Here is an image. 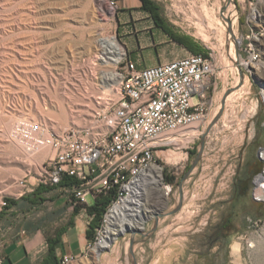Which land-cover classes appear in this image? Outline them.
Listing matches in <instances>:
<instances>
[{
	"label": "rangeland",
	"instance_id": "rangeland-1",
	"mask_svg": "<svg viewBox=\"0 0 264 264\" xmlns=\"http://www.w3.org/2000/svg\"><path fill=\"white\" fill-rule=\"evenodd\" d=\"M152 1L159 6L164 25L177 33L158 30L150 16L142 15L138 33L143 35L133 39L147 48L134 53L133 59L139 57L143 68L155 66L194 55L186 47L211 57L216 70L207 81L208 116L197 130L199 135L185 146L174 145L157 154L161 180L169 191L159 199L149 192L145 207L154 213L145 220L143 230L127 231L112 240L99 252L98 261L96 245L88 259L78 264H133L131 239L135 264H258L256 248L250 245L264 235V200L255 194V180L264 177V42L260 41L264 15L256 14L261 4L259 0ZM203 7L210 12L206 20L200 18ZM230 17L234 20L231 33ZM110 38L129 55L106 0H0V260L14 238L36 228L54 236L74 220L70 191L57 189L51 194L63 197L59 204L46 203L43 195L32 193L51 150L30 160L14 152L18 144L14 140L27 143L17 130L23 122L41 126L37 136L69 129L88 131L90 127L63 124V110L58 107L63 106L66 113H85L87 59L101 39ZM228 38L234 42L236 61L228 55ZM248 47L259 61L246 69L241 61ZM91 61L97 76L103 70L117 74L116 63L103 67L95 58ZM115 83L108 82L105 89L109 84L115 89ZM228 91L235 93L222 105ZM108 98L115 100V92ZM106 110L95 107L87 120L98 121ZM218 112L219 118L204 137L199 162L181 183V208L159 217L155 232L144 236L155 215L168 213L178 204L180 180ZM1 156L28 160V164L13 165ZM8 200L7 207L1 205Z\"/></svg>",
	"mask_w": 264,
	"mask_h": 264
},
{
	"label": "built area",
	"instance_id": "built-area-1",
	"mask_svg": "<svg viewBox=\"0 0 264 264\" xmlns=\"http://www.w3.org/2000/svg\"><path fill=\"white\" fill-rule=\"evenodd\" d=\"M106 8L110 15H116L114 0H106ZM245 51L247 57L241 66L247 69L259 59L251 47ZM116 64L115 100H107V110L88 129L93 136L78 129L37 136L41 126L28 122L17 126L30 152L51 150V157L40 167L39 184L54 186L64 176L78 182L72 189L61 188L71 192V209H85L89 200L93 202L100 194L110 195L99 227L83 253L64 255L59 264H78L88 259L89 252L103 238L113 209L129 195L132 170L140 162L159 161L157 154L174 146L167 139L169 135L193 125L199 130L208 116L207 81L216 70L211 57L189 55L138 69L123 48Z\"/></svg>",
	"mask_w": 264,
	"mask_h": 264
},
{
	"label": "bare ground",
	"instance_id": "bare-ground-1",
	"mask_svg": "<svg viewBox=\"0 0 264 264\" xmlns=\"http://www.w3.org/2000/svg\"><path fill=\"white\" fill-rule=\"evenodd\" d=\"M259 4H261L260 5L261 11L259 10L256 14L264 15V0H259ZM209 13L210 12L207 10V8L203 7L202 16L200 18L203 19L204 17L205 20L208 19L210 17ZM233 21L234 20L230 17L229 22L231 26L233 24ZM229 39L230 38H228V40ZM101 40L102 41L97 45V47H95L94 52H92L87 59L88 65L85 69L87 73V79H88L87 90H86L87 97L82 99V102L85 104V107L87 109L84 114H81V113L77 114L75 112L73 113L72 110L71 112L69 111L66 113L65 112L66 110H64V107L59 106L58 107L59 110L60 109L63 110V112L61 113L62 114L61 116L63 118L62 119L63 124H66L69 122L70 124L76 125L79 128L81 126L90 127L88 128L90 130L92 128V125H94V122H92L91 120H87L91 117L89 114L90 111H93L95 107L105 106L107 104V100H109L108 97L110 96V94L115 92L113 84H109L110 85L109 89H105V87L107 86L108 82L112 83L114 82V80L116 81V74L103 70L101 74L97 76L98 73H96V68L94 67L95 63L93 64L94 61H91V63L89 61L90 59L95 58L96 60L101 62L100 65H103V67L105 65H108L110 62L116 63L122 56V49L116 43L114 38L101 39ZM260 41L264 42V35L262 36V39H260ZM233 43L234 42H232V40H229L227 44L228 45V55L231 57L232 60L236 61L234 56H232V51L234 50ZM255 57L257 59L256 55ZM103 67L101 66V68ZM243 81L244 79H241V83H243ZM242 88L243 86H241L238 89V91H240ZM100 93H101V97H97ZM234 93L235 92L231 93V95L227 94L225 97H223L222 98L223 102L225 103L226 101H228V99ZM89 94L91 95L88 96ZM197 135H199L197 131V126L193 125L185 130L169 135L167 139L168 141H172L175 146L183 147L188 142H190L192 138H194ZM14 141H17L18 143L15 145L16 147H15L14 152L17 154H22L25 158L30 159V160L33 159L35 156L40 158V155L42 156L46 154V151L48 150L47 148H42L40 151L32 153L26 148V145H23L24 143L20 142V140L17 137H15ZM1 158L2 160H5V162H10L13 165L18 164V163H21L23 165L28 164L27 162L28 160L22 161L19 158L10 159V158H6L5 156L4 157L1 156ZM29 164L32 165V163H29ZM31 168H35V167H31ZM255 186H256L255 188L256 197L264 200V177L263 176L258 177L255 180ZM168 191H169L168 188H164L162 180H161V168H160L159 161L140 162V164L136 168H134L132 172L129 174V182H128L129 195H126L122 203H120L118 206H116L113 209L109 225L104 231L103 238L100 240L99 243H97V248L95 250L96 251L95 260L98 261L99 252L103 248L108 247L109 243L115 238H117L118 236L123 235L127 231H142L143 230L145 220L151 217L152 214L154 213V211H149L145 207V203H146L145 199L148 197L149 192H154L156 194L157 199H159V198L166 196ZM250 247L256 248V252H257L256 258L259 261L258 264H264V235L263 237L259 239L258 242H255V241L252 242Z\"/></svg>",
	"mask_w": 264,
	"mask_h": 264
},
{
	"label": "crops",
	"instance_id": "crops-1",
	"mask_svg": "<svg viewBox=\"0 0 264 264\" xmlns=\"http://www.w3.org/2000/svg\"><path fill=\"white\" fill-rule=\"evenodd\" d=\"M116 2V33L123 47L125 46L129 53L130 59L136 64L138 69L143 68V65L133 59L134 53H140V50L147 48L142 47L138 40L143 35L139 32L141 25V16L149 17V14L140 9L138 0H114ZM151 22V21H149ZM151 28V27H149ZM159 30V29H158ZM135 31L136 33H133ZM161 31V30H160ZM57 189H54L43 195L46 203L59 204L63 201V197L51 195ZM92 204V201H90ZM91 220L85 209L79 210V213L74 217L71 225H66L65 233L61 237L60 243L56 246L55 256L59 260L64 255H80L85 249L87 243L86 230ZM53 235L45 228H36L28 231L25 237L14 238L9 243L5 250V256L0 260V264H41L46 257L47 239Z\"/></svg>",
	"mask_w": 264,
	"mask_h": 264
},
{
	"label": "trees",
	"instance_id": "trees-1",
	"mask_svg": "<svg viewBox=\"0 0 264 264\" xmlns=\"http://www.w3.org/2000/svg\"><path fill=\"white\" fill-rule=\"evenodd\" d=\"M138 1L140 2V9H142L143 11L149 14L155 28L168 34L169 32L166 29L164 23L162 22L161 17H159L157 13L153 10L152 0H138ZM173 40L174 42L183 44L176 39ZM186 48L190 50L192 54L199 55L198 50H195L194 48L191 47H186ZM77 186H78V182L74 178L69 176H64L57 185L47 186V185L39 184L32 193H34V196L36 197L38 195H44L54 189H61V188L72 189ZM40 200L41 199H39V201ZM110 201H111L110 195L100 194L98 197L94 199L92 204H90L85 208L87 214L91 216V220L88 224V228L85 233L87 240L93 239L94 232L99 227L101 217L105 212L106 208L108 207ZM9 203H11L10 200H8V202L5 201V206L7 207ZM79 210L80 207L73 208V217H75L78 214ZM69 225H71V223H69ZM222 228L224 229L225 225ZM64 233H65V228H62L58 230L53 237L47 239L48 252L46 257L42 260L41 264H59L60 259L59 260L56 259L55 250H56V246L60 243L61 237Z\"/></svg>",
	"mask_w": 264,
	"mask_h": 264
},
{
	"label": "water",
	"instance_id": "water-1",
	"mask_svg": "<svg viewBox=\"0 0 264 264\" xmlns=\"http://www.w3.org/2000/svg\"><path fill=\"white\" fill-rule=\"evenodd\" d=\"M227 26H228V31L231 33V24H230L229 21H227ZM227 94H229V91L226 92V93L224 94V97H225ZM223 104H224V102H223V100H222V105H223ZM220 113H221V112H219L218 115L213 119V121H212L211 124L208 126L207 130L205 131V134L202 135V137H201V139H200V149H199V151H198V153H197V156H196L195 160L192 162V164H191V166L189 167V169L187 170V172L183 175L182 179L180 180V183H179L180 199H179L178 204L176 205V207H175L172 211H170V212H168V213H160V214L155 215V216H154V221H153V226H152L151 230H150L149 232H147V233H144V234H143L144 236H150V235H152V234L155 232V230H156V228H157V226H158V218H159V217H162V216H164V215H168V214H170V215L175 214V213L178 212V210L181 208V206H182L181 183H182V182L188 177V175L191 173V170H192V169L196 166V164L199 162V160H200V156H201V154H202V149H203V146H204V137L206 136V134H207L208 130L210 129V127L212 126V124H214V122H216V120L219 118ZM132 246H133V239H131V241H130L129 254H130L131 258H132V263L135 264V261H134V253H133Z\"/></svg>",
	"mask_w": 264,
	"mask_h": 264
},
{
	"label": "flooded vegetation",
	"instance_id": "flooded-vegetation-1",
	"mask_svg": "<svg viewBox=\"0 0 264 264\" xmlns=\"http://www.w3.org/2000/svg\"><path fill=\"white\" fill-rule=\"evenodd\" d=\"M152 6H153V10L157 13V15L160 17V8L157 4H155L153 1H152ZM166 26V25H165ZM166 29L169 30L170 33L172 34H175L177 32L171 30L169 27L166 26Z\"/></svg>",
	"mask_w": 264,
	"mask_h": 264
}]
</instances>
